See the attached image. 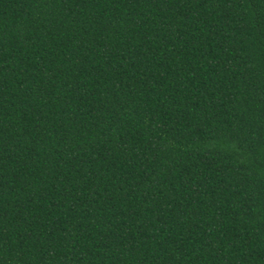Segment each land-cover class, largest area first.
Listing matches in <instances>:
<instances>
[{
    "label": "trees",
    "instance_id": "trees-1",
    "mask_svg": "<svg viewBox=\"0 0 264 264\" xmlns=\"http://www.w3.org/2000/svg\"><path fill=\"white\" fill-rule=\"evenodd\" d=\"M0 264H264V0H0Z\"/></svg>",
    "mask_w": 264,
    "mask_h": 264
}]
</instances>
